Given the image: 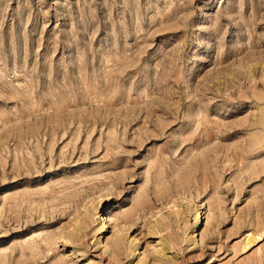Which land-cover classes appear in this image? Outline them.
<instances>
[{
  "label": "rangeland",
  "instance_id": "1",
  "mask_svg": "<svg viewBox=\"0 0 264 264\" xmlns=\"http://www.w3.org/2000/svg\"><path fill=\"white\" fill-rule=\"evenodd\" d=\"M0 264H264V0H0Z\"/></svg>",
  "mask_w": 264,
  "mask_h": 264
},
{
  "label": "bare ground",
  "instance_id": "2",
  "mask_svg": "<svg viewBox=\"0 0 264 264\" xmlns=\"http://www.w3.org/2000/svg\"><path fill=\"white\" fill-rule=\"evenodd\" d=\"M197 219H199V214H198V213H197ZM202 220H203V219H202ZM199 225H200V224H199ZM196 233H197V232H196ZM196 233H195V234H196Z\"/></svg>",
  "mask_w": 264,
  "mask_h": 264
}]
</instances>
